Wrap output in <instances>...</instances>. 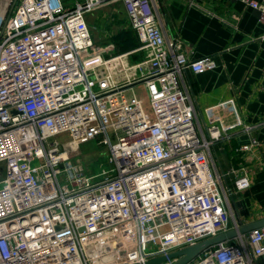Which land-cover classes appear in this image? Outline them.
<instances>
[{"label":"built area","instance_id":"obj_1","mask_svg":"<svg viewBox=\"0 0 264 264\" xmlns=\"http://www.w3.org/2000/svg\"><path fill=\"white\" fill-rule=\"evenodd\" d=\"M109 1L122 4L141 44L88 54L87 17ZM240 1L264 23V0ZM214 66L210 56L186 59L181 42L163 38L152 0L71 8L16 0L0 19V264H145L230 229L226 194L250 187L249 170L235 171L223 189L210 148L231 129L252 127L231 99L223 103L233 121L207 108L199 131L182 84L187 69ZM95 138L105 165L88 174L71 152ZM262 256L264 225L187 264H258Z\"/></svg>","mask_w":264,"mask_h":264},{"label":"crops","instance_id":"obj_2","mask_svg":"<svg viewBox=\"0 0 264 264\" xmlns=\"http://www.w3.org/2000/svg\"><path fill=\"white\" fill-rule=\"evenodd\" d=\"M62 1L71 8L78 0ZM116 3L122 6L119 1L104 6ZM152 7L163 38L181 42L186 59L210 56L215 61L213 68L199 73L187 69L182 76L199 131L208 122L207 108L217 107L210 113L232 122L231 106L223 103L231 99L243 122L252 127L250 132L240 126L231 129L230 138H220L210 148L209 165L223 189L233 185L235 171L249 170L250 187L226 194L230 227L264 217V23L258 11L240 0H152ZM252 139L255 146L239 150ZM258 264H264V256Z\"/></svg>","mask_w":264,"mask_h":264},{"label":"rangeland","instance_id":"obj_3","mask_svg":"<svg viewBox=\"0 0 264 264\" xmlns=\"http://www.w3.org/2000/svg\"><path fill=\"white\" fill-rule=\"evenodd\" d=\"M87 24L93 39V45L88 54L95 52H101L105 55L120 53L141 44L138 33L128 24L124 8L120 4L102 6L95 10L88 16ZM129 45L131 46L129 47ZM132 58L134 57L132 56ZM135 90L141 94L142 86L137 85ZM57 139L64 144L70 140L66 133L59 134ZM97 143L95 138L77 146L71 152L72 160L81 163L88 174L99 171L105 165L104 155L106 151Z\"/></svg>","mask_w":264,"mask_h":264},{"label":"water","instance_id":"obj_4","mask_svg":"<svg viewBox=\"0 0 264 264\" xmlns=\"http://www.w3.org/2000/svg\"><path fill=\"white\" fill-rule=\"evenodd\" d=\"M16 3V0H0V19L7 16L11 7ZM259 13V10H257ZM264 225V217L259 218L254 222L247 224H240L238 227L230 228L222 233L209 236L204 240L195 242L193 244L187 245L184 248H180L169 252L167 255L152 257L150 260L146 261L145 264H161L169 260H173L171 264H187V262L194 260L204 252L209 247L219 244L223 241L240 238V236L246 234L252 229L258 228Z\"/></svg>","mask_w":264,"mask_h":264},{"label":"trees","instance_id":"obj_5","mask_svg":"<svg viewBox=\"0 0 264 264\" xmlns=\"http://www.w3.org/2000/svg\"><path fill=\"white\" fill-rule=\"evenodd\" d=\"M133 45V44H132ZM131 45H129V47H130Z\"/></svg>","mask_w":264,"mask_h":264},{"label":"bare ground","instance_id":"obj_6","mask_svg":"<svg viewBox=\"0 0 264 264\" xmlns=\"http://www.w3.org/2000/svg\"><path fill=\"white\" fill-rule=\"evenodd\" d=\"M8 0H6V2H7Z\"/></svg>","mask_w":264,"mask_h":264}]
</instances>
